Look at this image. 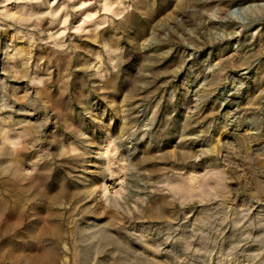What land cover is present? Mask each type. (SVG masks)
Instances as JSON below:
<instances>
[{
	"label": "rangeland",
	"instance_id": "374dc122",
	"mask_svg": "<svg viewBox=\"0 0 264 264\" xmlns=\"http://www.w3.org/2000/svg\"><path fill=\"white\" fill-rule=\"evenodd\" d=\"M0 264H264V0H0Z\"/></svg>",
	"mask_w": 264,
	"mask_h": 264
},
{
	"label": "bare ground",
	"instance_id": "6f19581e",
	"mask_svg": "<svg viewBox=\"0 0 264 264\" xmlns=\"http://www.w3.org/2000/svg\"><path fill=\"white\" fill-rule=\"evenodd\" d=\"M20 50H21V49H20ZM20 53H21V52H20ZM20 53H18V56H19ZM22 55H23V54H22ZM11 56H12V55H11ZM11 56H10V57H11ZM14 57H15V55H14ZM19 58H21V57H19ZM18 61H19V60H18ZM21 61H22V60H21ZM24 62H25V61H24ZM19 63H20V62H19ZM27 63H28V62H27ZM20 64H21V63H20ZM22 70H23V69H22Z\"/></svg>",
	"mask_w": 264,
	"mask_h": 264
}]
</instances>
